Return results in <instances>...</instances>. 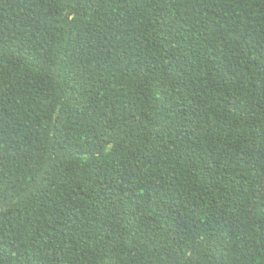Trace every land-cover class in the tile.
<instances>
[{
    "label": "trees",
    "instance_id": "obj_1",
    "mask_svg": "<svg viewBox=\"0 0 264 264\" xmlns=\"http://www.w3.org/2000/svg\"><path fill=\"white\" fill-rule=\"evenodd\" d=\"M0 264H264V0H0Z\"/></svg>",
    "mask_w": 264,
    "mask_h": 264
}]
</instances>
